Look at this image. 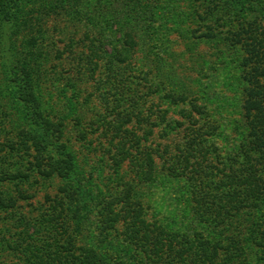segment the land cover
<instances>
[{
	"label": "rangeland",
	"instance_id": "obj_1",
	"mask_svg": "<svg viewBox=\"0 0 264 264\" xmlns=\"http://www.w3.org/2000/svg\"><path fill=\"white\" fill-rule=\"evenodd\" d=\"M96 1L0 0V144L15 149L0 156V170L26 166L17 151L25 161L37 158L45 167L67 162L69 155L82 194L72 202V187L56 174L36 185L24 183L23 193L32 198L15 204L11 221H0V264H45L53 255L58 264L96 259L148 264L156 259L151 241L157 227L183 238L184 246L225 243L232 231L215 224L217 215L211 213L217 210L195 203L192 187L185 185L186 180L193 184L191 171L210 182L224 201L236 200L231 184L238 191L253 187L259 193L254 210H264V162L249 166L244 161L242 176L235 166H225L221 149L241 137L227 85L236 83L243 56L249 73L257 69L259 75V88L249 84L258 94L244 104L245 111L251 108L253 137L246 147L263 148L264 28H255L251 17L257 15L264 25L258 14L264 13V3H258L256 14L238 20L224 2L216 12L205 0H107V13ZM228 28L227 36L234 35L233 59L207 40ZM104 36L128 44L121 51L125 60L108 63L100 57L94 41ZM157 86L161 92H155ZM31 113L35 121L27 118ZM172 122L178 123L177 131L167 140L162 134ZM43 128L48 129V152L36 149L33 137ZM1 193L10 201V193ZM45 196L50 199L44 202ZM29 204L34 207H24ZM41 212L51 224L31 227L25 235L26 220ZM253 214L244 215L246 224L256 222ZM5 215L0 211V219ZM260 220L264 234V216ZM134 228H140L135 235ZM253 228L251 237H258V227ZM237 230L238 235L246 232L245 227ZM195 246L186 252L185 264H193ZM221 257L223 252L217 260ZM241 257L244 264H264V248L250 245Z\"/></svg>",
	"mask_w": 264,
	"mask_h": 264
},
{
	"label": "trees",
	"instance_id": "obj_2",
	"mask_svg": "<svg viewBox=\"0 0 264 264\" xmlns=\"http://www.w3.org/2000/svg\"><path fill=\"white\" fill-rule=\"evenodd\" d=\"M205 1L207 3L210 2L214 4L216 6V12H219V10L222 9V7L220 9V4L222 2L227 3V4L229 3V8H230L232 19L239 18L238 20H243V19H246L245 16L249 17L252 14H256L257 12H259L258 10L260 9L258 3L259 4L264 3V1H259V0H253V1L252 0H205ZM96 3L99 5V8H101L104 5L103 8H105V10H109L107 11V13L110 12L111 3H108L107 0H98L96 1ZM134 9H137V8H134ZM98 10L100 11L102 9H98ZM216 12L215 14L219 15V13H216ZM154 14H155L154 11L149 12V16L151 17V19L154 18ZM258 14L261 20H264V13L261 14L259 12ZM256 16L251 17L252 24H254L255 28L257 29L264 28V25H262V22L259 23L258 21L259 18ZM129 18L130 16H127V20ZM220 19H221V16H220ZM118 22L120 23V26H121L122 22L121 21H118ZM235 22L236 20H234V22L232 23H235ZM225 24L229 25L228 26L229 28L232 27L228 19L225 22ZM241 24L244 25L245 23L242 22ZM229 28L224 32L211 33V36H208L207 40H209L210 42H214L213 44L215 48L219 50L220 52H223L224 57H231V59H233L232 57H233L234 51H232V49L234 48V44H233L234 41L233 39H230V38L233 37L234 35L231 37L227 36V32L230 34L231 29ZM94 44H99V47L101 49L100 57L104 59L105 62L111 63L113 61V62L119 63L125 60L121 57L122 55L121 51L124 48H126L128 44L124 43L121 37H113L112 39V36H104L99 40H95ZM238 64L239 66L237 67V69L239 70L240 73L237 74V77H236L237 81L235 84L233 83L232 85L229 84L227 86L229 90L233 91V99L231 100L229 99V103L231 104L229 106H232L234 111L240 116L236 120V124L239 125L237 132L241 134V137L240 136L238 137L240 141L232 145V147H223L221 149L225 152V157H223L224 163L228 162V165H225V166H228V167L235 166L238 169L239 174H242L243 176V170L247 169V166L243 165L244 161L247 163L250 162V164H248L249 166L252 165L251 163H256L258 161H260V163L264 162V139L262 140V146H261L263 147L262 149L260 147H252L253 145H251V147H246V146H249V144H251L252 142L251 139H253V137L251 136L252 128H251L250 120H249V114H250L249 112L251 108L245 111L246 105L244 104L247 100L254 97L253 94L255 95L258 94V91H254V89H252L250 85L253 82L252 87L255 89L259 88V85L257 86L258 78H259L257 76L259 75L255 74L258 72L257 69L255 70V73H254L255 75L249 73L248 69H246V66H247L246 57L244 56L241 57V62H239ZM263 69H264V61H263V66L261 67V70ZM4 70L5 69H2V72L6 73V70L5 71ZM261 74H264V72ZM161 84L163 85L162 82ZM161 84L160 86H162ZM159 90H160L159 86L155 87V92H161ZM19 94L21 95V93ZM28 94L29 96H31V93H28ZM33 97L35 98L34 94H33ZM263 102H264V97H263ZM184 112H185L184 118H187L185 117V115L187 116L188 113L186 110ZM35 116H36L35 114L31 113V115L27 118L31 119L32 121H35L36 120ZM176 124L178 123H175V122L170 123L169 127H167V130H165V133L162 134L166 136L167 140L172 139L174 137L173 134L171 136H169V134L175 133L177 131ZM47 130L48 129L43 128V130L39 133V135L38 134L33 135V137L37 138L36 142H38L37 143L38 147H36V149H40L41 151H45V152L49 151L47 150L48 144L46 141V136L48 133ZM58 133H61V130H58ZM0 146H1L0 156H7L9 155L10 151L15 150L14 147H9V146L6 147L4 146V144L3 145L0 144ZM251 150H254V151H251ZM23 153L25 154V152ZM18 154H19L18 157L21 159L20 161L27 162L26 166L22 165V170L13 171L15 170L13 169L11 172L4 171L3 169L0 170V211H4L7 214H9L8 216L5 215V217H2L0 221L2 222L11 221L13 218H15L14 213H12L13 211H11L14 209L15 204H18V202L21 203L23 201H28L32 198V197L29 198L28 195L23 193L22 186L24 185V183H28L30 185H36L38 184L37 181L39 182V180H44V181L48 180L51 177V175L56 174V176L66 179V183L70 184V186L72 187L70 191V195L74 196V198H71L72 202H75L79 198L80 195L82 196L81 191H80L81 183L76 181L77 178L74 175L75 174L74 162H73L72 157H70L69 155H68L67 162L61 160L60 165L58 166L55 165L53 167H45L43 163L41 162V160L37 158L34 161H29V160L25 161V158H23L20 155L21 153L19 151L16 152V155ZM62 154H64V152ZM27 156H30V153L27 152ZM216 156L218 159L219 154L217 153ZM249 170H251V168ZM29 173L32 174L33 176L32 181L29 180L30 179ZM198 174L199 173L196 171H191L190 178L191 179L194 178L192 180L193 181L192 186L190 185L191 183L188 180L185 181V185L188 186L189 189L192 187V193H191L192 196L194 194L197 197L195 198V203L198 205L199 204L201 205V203L205 205L206 206L205 211L209 209H212L211 212L217 210V212L211 213L214 217L217 215L215 219L216 220L215 224L223 223L222 230L224 228H228V230L232 232L229 233L228 239L225 241V243L223 240H218V241L213 240V242L206 240L203 242H198L197 244H195L196 246L194 244L190 246H184L186 242H183L182 244L183 238H180V236H177L175 234L171 235L170 233L167 232L166 229H163V228H161L160 229L161 231H159L157 227L156 229L157 232L153 234L152 241H151L155 243L154 246H157V249L154 251L156 254V259L155 260L152 259L150 263L148 264H172L174 261H175V264H185L184 260L188 257V255H186V252L188 250H191L192 247L194 246L196 247V250L194 251V257L191 258V261L193 264H244L245 257H241V254L243 253L245 247H250V245H254L255 248H264V234L260 231V228H261L260 219L264 216V210H260V211L254 210L257 207V204H256V201L258 200L257 198H259L258 191H255L253 187L244 190V186H242L240 188V191H238V189L236 190L235 188L236 184H231L230 188L232 189V191L235 192L236 200L234 201L231 198V199H226L224 201L222 194H220V192L218 191H214L212 184L208 181H205L202 177H199ZM250 176H251L250 173H248V177ZM252 179L256 181L254 177H252ZM201 181H203L204 183H202ZM13 190H16L14 194L12 193ZM130 190H128L127 193H129ZM1 191H7L8 193L11 194L10 201H7L6 199H4L3 196L5 195H3ZM199 193L201 196H199ZM226 193L228 196H230L229 188ZM214 196H219V197H214ZM47 199H50V198L45 196L44 202ZM84 204H85L84 207L87 206L86 202H84ZM26 206L31 208L33 205L29 204V205H25L24 207ZM76 206L77 205L75 204L74 210H76L75 208ZM20 207L21 205H18V208ZM24 210L26 209L24 208ZM243 210H244V215L254 213L253 216H255L256 222L246 224L245 223L246 217L244 215L242 216L241 214ZM47 212L48 211H44L43 213L46 214ZM134 222L135 221H133V223ZM46 224L50 225L51 223L47 217L44 218V215L42 216V212H41L38 215L32 216L31 220H28V219L26 220L25 228H24V230L26 231L25 233L24 232L23 233L25 235H30L29 228L38 227V225L42 226ZM253 226H257L258 231H260L258 237H251L253 233L255 232V228H253ZM242 227H245L246 232L245 234L238 235L240 233V230H237V229L242 228ZM34 229L38 230L36 228ZM139 230L140 228L132 229V231L134 232L133 234L134 235L137 234ZM148 234L149 233H146V235ZM7 247L11 248L12 245L7 243ZM13 248H16V245ZM34 249L35 247L32 248V250ZM221 252L224 253V257H221V261H219L217 259L221 255ZM205 254L209 255L208 258L205 256ZM51 257L49 258L50 263H45V264H58L54 255ZM227 261L231 263H227ZM233 261L234 263H232ZM89 262L90 263H87V264H101L102 263V262H99L98 259L89 261ZM24 264H41V263H38V262L36 263L35 261L34 262L27 261V262H24Z\"/></svg>",
	"mask_w": 264,
	"mask_h": 264
}]
</instances>
